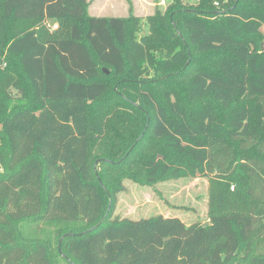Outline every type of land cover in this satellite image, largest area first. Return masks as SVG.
Masks as SVG:
<instances>
[{
    "label": "trees",
    "instance_id": "trees-1",
    "mask_svg": "<svg viewBox=\"0 0 264 264\" xmlns=\"http://www.w3.org/2000/svg\"><path fill=\"white\" fill-rule=\"evenodd\" d=\"M172 15L174 54L158 17L135 41L138 18L86 0H0V264H264V0ZM135 161L150 181L209 177L207 223L113 216L99 170Z\"/></svg>",
    "mask_w": 264,
    "mask_h": 264
},
{
    "label": "rangeland",
    "instance_id": "rangeland-1",
    "mask_svg": "<svg viewBox=\"0 0 264 264\" xmlns=\"http://www.w3.org/2000/svg\"><path fill=\"white\" fill-rule=\"evenodd\" d=\"M199 3L200 0H86V12L89 15L95 16H114L125 19L129 17L138 18V24L132 37L135 41L139 40L142 34L150 33L147 23L148 18L158 17V22L153 26H155L158 34L165 38L164 42L166 46L174 54L178 48V42L173 36V31L170 29L171 20L176 25L174 15L172 14L175 8L188 9L190 6H198ZM220 6V3L214 1L213 7ZM170 17L171 20L169 21ZM45 25L52 34L65 28L55 20H47ZM260 31L264 34V25L260 27ZM260 44L263 50V42ZM149 54L156 58L161 57L160 51H150ZM170 64L175 69L183 63H179V60H176L175 57ZM157 73L162 74V71ZM145 74L149 77L154 76L155 70L149 69ZM114 82L115 80H113V85L109 89L119 90ZM133 87L134 85H129L130 89ZM135 113L132 109L128 110V115L131 114L130 116L136 117L139 120L128 124L129 126L125 127V130H122L123 133H129L131 138L135 135L138 136L143 131L142 118L136 116ZM127 143H130V141ZM124 171L127 172V175L122 176L120 174L119 176V172L111 171L107 167H101L99 170L106 184L115 186L117 190L113 216L138 219L162 215L165 217H177L187 225L195 222L201 224L207 223L209 177L205 175L181 176L172 174L150 181L142 174V170L136 161L130 169L125 167ZM11 205L13 206V203ZM19 226L24 232L23 237L28 240L41 238L42 236H46L48 232L47 230L43 231V233L39 231V228L43 226L42 222L31 223L30 221H25L20 223Z\"/></svg>",
    "mask_w": 264,
    "mask_h": 264
},
{
    "label": "water",
    "instance_id": "water-1",
    "mask_svg": "<svg viewBox=\"0 0 264 264\" xmlns=\"http://www.w3.org/2000/svg\"><path fill=\"white\" fill-rule=\"evenodd\" d=\"M103 70H104V72L107 74L108 73V71L107 70H105V68H103Z\"/></svg>",
    "mask_w": 264,
    "mask_h": 264
}]
</instances>
